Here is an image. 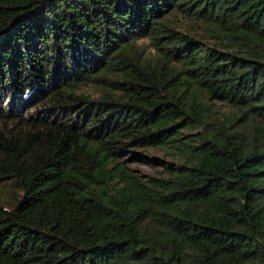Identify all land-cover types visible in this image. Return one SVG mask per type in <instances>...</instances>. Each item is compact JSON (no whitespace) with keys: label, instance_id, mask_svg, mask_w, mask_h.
Masks as SVG:
<instances>
[{"label":"trees","instance_id":"trees-1","mask_svg":"<svg viewBox=\"0 0 264 264\" xmlns=\"http://www.w3.org/2000/svg\"><path fill=\"white\" fill-rule=\"evenodd\" d=\"M0 185V264H264V0H0Z\"/></svg>","mask_w":264,"mask_h":264},{"label":"rangeland","instance_id":"rangeland-1","mask_svg":"<svg viewBox=\"0 0 264 264\" xmlns=\"http://www.w3.org/2000/svg\"><path fill=\"white\" fill-rule=\"evenodd\" d=\"M176 22H178L179 28L181 31L188 33L192 36H196L201 39H208L209 34L205 31V29L197 23H193L188 21L183 16H179L176 18ZM146 40H141L143 42ZM84 90L86 92L91 93L94 97L98 96V88L96 86L85 87ZM214 108L216 110H222L224 112L229 111V106L223 104L221 102H214ZM192 132L188 131L186 134H191ZM137 152L143 154L148 159L154 158L155 161H145L134 159L130 155L124 157L128 166L133 169L136 174L148 176H160V175H168L165 172L166 162H176V153L172 150H168L166 148L158 149V148H149V149H136ZM5 193L4 186L0 185V201H4Z\"/></svg>","mask_w":264,"mask_h":264}]
</instances>
